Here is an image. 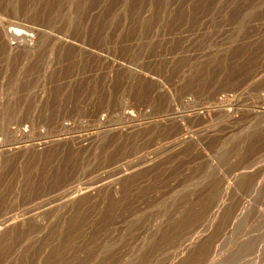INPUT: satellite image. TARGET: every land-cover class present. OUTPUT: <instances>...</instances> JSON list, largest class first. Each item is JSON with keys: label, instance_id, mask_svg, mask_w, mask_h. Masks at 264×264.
<instances>
[{"label": "rangeland", "instance_id": "obj_1", "mask_svg": "<svg viewBox=\"0 0 264 264\" xmlns=\"http://www.w3.org/2000/svg\"><path fill=\"white\" fill-rule=\"evenodd\" d=\"M0 264H264V0H0Z\"/></svg>", "mask_w": 264, "mask_h": 264}, {"label": "bare ground", "instance_id": "obj_2", "mask_svg": "<svg viewBox=\"0 0 264 264\" xmlns=\"http://www.w3.org/2000/svg\"><path fill=\"white\" fill-rule=\"evenodd\" d=\"M12 39V38H11ZM13 40H14V38H13ZM9 41H10V39H9ZM14 41H16V40H14ZM11 43L10 44H12V45H14L15 43H12V41H10ZM19 44V43H18ZM21 44V43H20Z\"/></svg>", "mask_w": 264, "mask_h": 264}]
</instances>
